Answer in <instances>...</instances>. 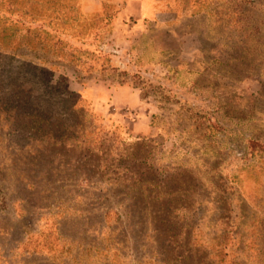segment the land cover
I'll return each mask as SVG.
<instances>
[{
	"label": "rangeland",
	"instance_id": "obj_1",
	"mask_svg": "<svg viewBox=\"0 0 264 264\" xmlns=\"http://www.w3.org/2000/svg\"><path fill=\"white\" fill-rule=\"evenodd\" d=\"M0 264H264V0H0Z\"/></svg>",
	"mask_w": 264,
	"mask_h": 264
},
{
	"label": "crops",
	"instance_id": "obj_2",
	"mask_svg": "<svg viewBox=\"0 0 264 264\" xmlns=\"http://www.w3.org/2000/svg\"><path fill=\"white\" fill-rule=\"evenodd\" d=\"M139 1L141 2V5H142V0H139ZM149 1L151 3V0H149ZM152 2H155V0H152ZM135 4H137V3L136 2L135 3L134 2L129 3V8L132 7Z\"/></svg>",
	"mask_w": 264,
	"mask_h": 264
}]
</instances>
